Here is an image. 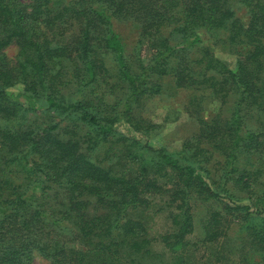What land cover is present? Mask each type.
<instances>
[{
    "label": "trees",
    "instance_id": "trees-1",
    "mask_svg": "<svg viewBox=\"0 0 264 264\" xmlns=\"http://www.w3.org/2000/svg\"><path fill=\"white\" fill-rule=\"evenodd\" d=\"M114 20L139 28L135 66ZM164 77L219 108L207 120L204 98L191 101L187 156L151 144L143 104ZM100 148L110 162L93 160ZM156 201L175 228L159 237L146 213ZM199 206L212 207L205 244L264 215V0H0V264H143L156 244L186 264Z\"/></svg>",
    "mask_w": 264,
    "mask_h": 264
},
{
    "label": "rangeland",
    "instance_id": "rangeland-1",
    "mask_svg": "<svg viewBox=\"0 0 264 264\" xmlns=\"http://www.w3.org/2000/svg\"><path fill=\"white\" fill-rule=\"evenodd\" d=\"M237 16L244 23L248 21L245 9H238ZM113 28L115 33L120 36L132 66H135V57L133 56L139 41L138 26L130 21L114 20ZM201 37L206 45L211 43L214 46L215 53L221 60L234 67L237 60L235 53L228 49H222L220 44L217 45V39L205 32H201ZM5 54L8 59L14 62L18 54V47L10 46L6 49ZM160 84L162 86L161 94L147 99L143 104L144 118L157 125L151 144L156 148H164L170 153H181L187 156L196 148L199 127L198 121L191 111V101L197 96L204 98L202 103L204 111L201 116L207 120L212 119L219 111L218 105L214 104L211 97L205 93L178 89L172 77H164ZM258 126L256 117L246 119V129L254 131ZM93 160L104 164L110 162L102 148L93 152ZM239 196L240 198L237 200L241 203H248L246 194ZM36 199L43 209L54 206L55 200L52 193H48V195L37 193ZM160 202L156 201V206L146 212L148 214L147 221H149L148 228L157 237L173 232L175 229L170 211ZM219 206V203L213 205L214 208ZM211 208L210 206L209 208L199 206L195 210L194 218L197 231L188 238L191 246L186 264H264V241L262 242L257 236L259 231L264 234V215L257 217L258 219L254 221L253 230H246L243 222L236 221L225 238L215 244H205L202 242L201 228ZM143 258V264H174L171 254L161 244H156L152 253ZM34 262L35 264H49L40 256H37Z\"/></svg>",
    "mask_w": 264,
    "mask_h": 264
}]
</instances>
